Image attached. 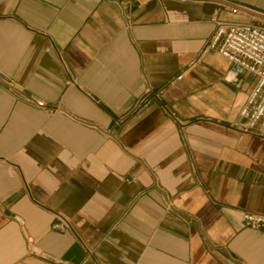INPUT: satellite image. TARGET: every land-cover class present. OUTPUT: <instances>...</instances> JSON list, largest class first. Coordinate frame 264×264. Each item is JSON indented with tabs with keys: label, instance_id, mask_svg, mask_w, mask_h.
<instances>
[{
	"label": "crops",
	"instance_id": "1",
	"mask_svg": "<svg viewBox=\"0 0 264 264\" xmlns=\"http://www.w3.org/2000/svg\"><path fill=\"white\" fill-rule=\"evenodd\" d=\"M214 19L264 0H0V264H264L255 78L200 56Z\"/></svg>",
	"mask_w": 264,
	"mask_h": 264
},
{
	"label": "built area",
	"instance_id": "2",
	"mask_svg": "<svg viewBox=\"0 0 264 264\" xmlns=\"http://www.w3.org/2000/svg\"><path fill=\"white\" fill-rule=\"evenodd\" d=\"M144 6L150 0H134ZM123 3V2H120ZM237 12V9L234 10ZM215 20V19H214ZM216 21V20H215ZM211 40L203 47L200 56L215 51L230 63L228 81L240 86L244 74L255 78L252 90L239 110V119L233 123L238 131L264 139V25L251 22H218ZM184 77V72L169 82L173 85ZM39 109H44L45 102L28 98ZM177 119V118H175ZM58 229L69 227L67 220L59 217ZM242 220L247 227L264 231V214L244 211ZM25 232V220H18Z\"/></svg>",
	"mask_w": 264,
	"mask_h": 264
},
{
	"label": "water",
	"instance_id": "3",
	"mask_svg": "<svg viewBox=\"0 0 264 264\" xmlns=\"http://www.w3.org/2000/svg\"><path fill=\"white\" fill-rule=\"evenodd\" d=\"M235 9H239V10H243V11H246V12H248V13H252V14H254V15H258L257 13H255V12H251V11H249V10H246L245 8H242V7H238V6H235Z\"/></svg>",
	"mask_w": 264,
	"mask_h": 264
}]
</instances>
